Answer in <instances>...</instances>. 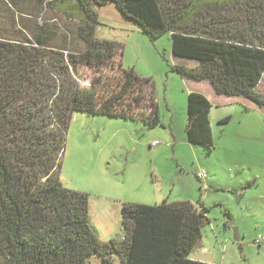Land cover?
I'll use <instances>...</instances> for the list:
<instances>
[{
    "label": "trees",
    "instance_id": "1",
    "mask_svg": "<svg viewBox=\"0 0 264 264\" xmlns=\"http://www.w3.org/2000/svg\"><path fill=\"white\" fill-rule=\"evenodd\" d=\"M43 1L66 22L62 37L55 27L33 42L0 34V264H87L94 255L103 264L115 255L123 264H206L189 258L211 224L212 207L201 200L125 203L123 237L102 243L89 195L61 182L67 135L76 113L150 130L162 124L152 79L123 67L122 44L96 36L98 10L109 3L151 40L171 36L174 57L197 64L172 68L184 81L264 107L255 91L264 75V0ZM187 107L189 142L213 152L210 101L192 92Z\"/></svg>",
    "mask_w": 264,
    "mask_h": 264
},
{
    "label": "rangeland",
    "instance_id": "2",
    "mask_svg": "<svg viewBox=\"0 0 264 264\" xmlns=\"http://www.w3.org/2000/svg\"><path fill=\"white\" fill-rule=\"evenodd\" d=\"M98 12L97 38L122 44L123 67L152 79L162 122L161 126L150 130L141 122L74 114L67 135L61 182L67 189L89 195L91 225L99 240L107 243L123 237V204L155 206L177 202L184 194L183 189L196 188L200 184L194 175L199 167L196 157L201 165H209L214 170L210 163L216 161V156L213 153L208 161V154L202 147H193L188 140L190 85L172 71L175 65H185L187 60L174 57L171 36L151 40L112 3ZM65 24L61 14L51 9L46 1L0 0V34L8 41L33 42L43 32H51L53 27L61 35ZM86 76L88 80L83 85L89 86V77L94 73L89 71ZM235 106L240 109L236 114L244 110ZM176 136L179 143L174 139ZM155 142L159 144L152 145ZM222 198L228 201L227 195L222 194ZM236 199L235 204L238 203ZM210 219L211 224L203 229L201 244L191 255L192 261L264 264V245L258 249L252 234L248 239L236 240L238 227L229 228L232 223L226 227L227 217L218 208L212 207ZM237 223L245 224L239 218ZM87 264H103L102 257L94 255L88 258ZM113 264L123 263L115 255Z\"/></svg>",
    "mask_w": 264,
    "mask_h": 264
},
{
    "label": "crops",
    "instance_id": "3",
    "mask_svg": "<svg viewBox=\"0 0 264 264\" xmlns=\"http://www.w3.org/2000/svg\"><path fill=\"white\" fill-rule=\"evenodd\" d=\"M195 64L187 61L185 65L179 66L195 68L197 67ZM187 83L190 85V93L205 95L212 105L210 122L215 150L209 153L205 148L202 149L208 154V161L215 153L216 161L210 163L214 165V170H211L209 165H201L194 153L199 166L194 174L196 179L199 172L205 171L207 175L209 174L208 180L203 182L198 179L200 182L198 187L183 189L184 194L176 201L197 204L201 200L203 205L216 207L223 215L226 211L230 212L232 224L230 223L231 227L230 224L228 227H238V240L241 237L248 239L252 234L251 237L255 239L258 249H261L264 241L257 242V238L259 236L264 238V107L243 98L217 96L208 82ZM255 91L264 99V75ZM235 105L241 106L244 110L236 114L240 109L237 110ZM216 138L220 141L218 142ZM174 139L179 143L177 136ZM222 194L227 195V202L223 200ZM233 196L238 199L237 204ZM238 218L245 224L239 225ZM228 236L227 233L226 237ZM189 258L191 259V256Z\"/></svg>",
    "mask_w": 264,
    "mask_h": 264
},
{
    "label": "built area",
    "instance_id": "4",
    "mask_svg": "<svg viewBox=\"0 0 264 264\" xmlns=\"http://www.w3.org/2000/svg\"><path fill=\"white\" fill-rule=\"evenodd\" d=\"M158 144H159L158 142H155L152 145H158ZM197 177L203 182L208 180V175H207V173L205 171L199 172L197 174ZM261 241H264V238L262 236H259L258 239H257V242H261Z\"/></svg>",
    "mask_w": 264,
    "mask_h": 264
},
{
    "label": "water",
    "instance_id": "5",
    "mask_svg": "<svg viewBox=\"0 0 264 264\" xmlns=\"http://www.w3.org/2000/svg\"><path fill=\"white\" fill-rule=\"evenodd\" d=\"M239 238H238V236H236V240H238Z\"/></svg>",
    "mask_w": 264,
    "mask_h": 264
}]
</instances>
